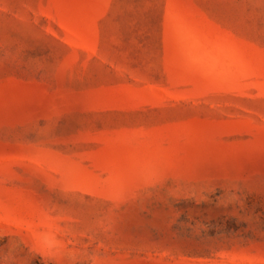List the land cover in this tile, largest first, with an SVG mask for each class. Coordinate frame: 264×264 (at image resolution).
Masks as SVG:
<instances>
[{
  "label": "rangeland",
  "instance_id": "374dc122",
  "mask_svg": "<svg viewBox=\"0 0 264 264\" xmlns=\"http://www.w3.org/2000/svg\"><path fill=\"white\" fill-rule=\"evenodd\" d=\"M0 264H264V0H0Z\"/></svg>",
  "mask_w": 264,
  "mask_h": 264
}]
</instances>
